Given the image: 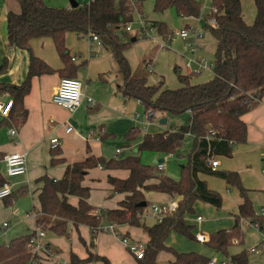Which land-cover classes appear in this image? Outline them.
Listing matches in <instances>:
<instances>
[{
    "label": "trees",
    "instance_id": "obj_1",
    "mask_svg": "<svg viewBox=\"0 0 264 264\" xmlns=\"http://www.w3.org/2000/svg\"><path fill=\"white\" fill-rule=\"evenodd\" d=\"M21 9L10 10L7 15L8 44L30 52V64L26 79L21 84L0 80V96L9 94L12 108L7 118L15 125L22 124L28 111L24 99L30 93L32 78L37 75L58 72L64 77H76L79 65L75 63L66 46V35L75 32L78 35L97 34L101 43L112 53L118 67L122 83L118 90L123 97L137 99L144 110L163 114L180 115L191 113L189 124L164 132L144 135L139 145L140 151L150 150L173 154L182 144L185 136H194V145L188 155V163L182 166L180 179H175L149 164L141 161L139 155H128L121 159L106 160L94 155L67 165L61 179L44 176V185L39 194L43 215L38 217L37 225L44 231L67 236L69 224L75 226L87 224L96 234L103 231V220L111 223H128L143 227L150 239L146 245L145 256L137 264H159L156 261L162 250L174 252L176 260L165 264H209L210 258L192 251L177 252L166 245V239L172 231H177L191 239L196 238L192 225L185 220L186 213H194L197 201L221 206V195L208 187L199 173H207L225 179L228 185L237 186L244 197L239 207L235 224L231 229H222L212 234L208 245L227 253L233 243L242 241L240 223L248 219L264 231V215L256 214L248 191L241 183L238 172L213 169L211 160L220 155L231 156L233 147L247 142V124L243 115L256 107L264 96V0H255L256 16L248 24L242 14L241 0H210L211 7L217 12H203V0H155L154 9L158 12L175 8L182 17H202L203 28L217 40L214 54V76L200 83H191L196 74H178L182 85L178 88L165 86L164 82L148 84L145 77L132 75L131 66L125 50L133 43L132 36L124 26L132 19L131 12L124 0H90L76 7H53L44 0H18ZM216 17L217 27H211L207 21ZM155 27L163 39L168 41L172 34L164 21H154ZM127 35L129 37H127ZM50 37L59 53L64 67L53 69L44 59L36 56L31 42L36 38ZM7 70V64L0 67V74ZM177 70V69H176ZM131 135V133H129ZM129 135V136H130ZM122 168L130 171L126 179L110 177L115 191L129 192L120 207L94 214L93 206L88 202L90 189L82 182L90 168ZM156 180L150 182V180ZM0 183H4L0 177ZM144 191H159L182 198L177 209L166 215L161 222L147 226L142 223V215L147 207L140 205L145 201ZM69 195L79 196V205L68 201ZM56 217L55 219H53ZM37 231L16 237L7 244H0V264H32L40 256L32 251L31 239ZM248 251H242L232 257L237 264H248ZM97 258L111 264L102 256ZM84 259L71 255V264H82Z\"/></svg>",
    "mask_w": 264,
    "mask_h": 264
},
{
    "label": "crops",
    "instance_id": "obj_2",
    "mask_svg": "<svg viewBox=\"0 0 264 264\" xmlns=\"http://www.w3.org/2000/svg\"><path fill=\"white\" fill-rule=\"evenodd\" d=\"M143 1L142 4H144ZM241 4L242 14L245 21L248 24H252L254 22L253 19L247 20L245 17L244 0H241ZM209 6L210 3L203 8L204 14L209 12ZM20 9L21 7L18 0H0V67L7 64V70L0 74V80L14 84H21L26 79L31 57L28 50L17 48L8 44V12L10 10L19 11ZM142 12L145 19L151 22L159 21L156 20L155 17H149L145 11ZM182 19L186 21V25L184 27L192 29L197 28L199 30H204L205 32L203 37L200 39L201 49L198 53L205 54L203 52H207L215 54L217 40L209 31L203 29V16H189L182 17ZM193 20L195 22H193ZM191 23H194L195 25H192ZM69 33L75 34L79 39L89 37L92 43L86 56L80 55V51H73L72 48H69L68 45H66L71 53V56L75 58L74 61L80 62L77 64L79 67L76 73V78L80 79L83 83V100L81 105L75 111H70L53 101V92L60 83V80L63 78L58 72H56L37 75L32 78L31 91L24 99V105L28 111V115L22 124L17 126L12 119L0 114V177L4 182H9L13 189V194L10 197L0 201V244H7L16 237L38 230L39 227L37 225V219L43 215L39 194L44 185V182L41 180L44 176L61 179L65 174L68 164L82 161L90 155L103 157L107 161L111 159H121L128 155H137L130 153L133 150L132 143H136L139 148L144 135L147 134L146 132L143 133L140 129H136L138 127L132 125L133 122H137L138 120L134 118L133 115L137 112L136 110L141 103L137 99H128L123 97L122 93L118 90V87L122 83V79L118 73V67L115 59L114 62L111 58V51L102 43H98L93 40L89 34L78 35L75 32ZM129 34L132 37L137 38L134 41L135 47L137 44H140L138 43L139 39H144L143 36H145L142 34L139 26L134 28L131 32H129ZM42 39H45V42L40 44ZM154 40L158 47H162V49L167 48L163 41L160 40L159 42V40ZM35 41L36 49L32 51L36 56L44 59L55 70H60L64 67L61 57L59 58V56H55L52 53L51 47H54L55 49L56 47L50 37L36 38ZM183 41L186 42V45H184L185 50L189 51L187 41ZM44 43H47V50L41 47ZM139 49L140 58L138 63L135 66L130 65L132 75L136 78L145 77L148 84H156L157 82L162 81L165 86H167L163 76L161 78H156L153 73H151L153 72V67L155 65L153 57L146 55L143 47ZM129 51L130 50L127 48L124 52L127 59H129ZM173 63L174 72L178 69L181 74H191L190 69L186 66V64L184 65V62L180 59L176 58ZM203 73H208L206 76L209 77H192L190 80L191 83L195 84L205 82L214 76L213 70H205L199 74ZM112 77H114V79H112ZM170 84H172L170 86L173 88L178 85L176 82ZM180 84L182 85L181 82ZM89 98L93 101L92 105L89 104ZM9 101H13L9 94H3L0 96V104L6 105ZM163 115L167 118L168 122V116L172 114ZM183 115H185V118H188L189 121L187 124H189L191 113L187 111L180 115V117H183ZM122 116H124L123 119L130 121V127H128L125 133V139L129 143L123 145L124 148L118 146L116 148L117 156L108 158L103 154L100 139L104 140L114 135V132L111 131V129H114L115 127H112L111 125L119 122ZM243 120L247 124V142L235 144L231 156L220 155L216 157L217 159L226 158L227 162H225V166L229 168V159L235 160L238 156L241 160L242 169H240L239 163V165H236V168H232L228 171L238 172L241 183H243V172H245L247 176H252L250 155L255 152H259L262 156L261 151L264 150V96L256 107L243 115ZM66 125L72 126V130L70 132L66 131ZM143 125L144 130H146L149 123L145 122ZM14 127L18 129L17 136H13L10 133V129ZM129 133H131V135ZM56 136L60 138L61 144L59 147L53 149L51 147L50 140ZM184 139L190 144L194 139V136L187 134ZM117 149L121 150L120 153H117ZM127 150L128 153L121 156L123 152ZM16 151L27 152V171L24 174L9 177L6 173V166L3 157L7 153ZM139 156L141 157V155ZM169 156H173V154L166 155L165 159L161 158L163 159L162 161L159 159L156 167L160 162H164L166 168V159H168ZM219 165L220 163L216 168H218ZM165 168L163 170H165ZM202 174L211 178L219 177L212 174L199 173V177L205 181L207 180ZM129 175L130 171L122 168H106L104 166H96L88 170L82 184L90 189L88 202L94 208L92 213L101 214L105 210L120 207V202L125 199L129 192L115 191L114 186L109 181V178L115 177L126 179ZM223 180L226 181L225 179ZM155 181L156 180L154 179L150 180V182ZM226 184L229 189L237 187L228 185L227 181ZM245 189H247L249 196V190L251 189L247 187ZM144 195L147 207L157 203L169 204L172 201H176L178 203L182 198L178 195H170L159 191H144ZM150 199L155 202L150 203ZM79 200L80 198L77 195L68 196V201L74 206L79 205ZM250 200L252 201L251 198ZM197 202L194 205V213H196ZM243 203L244 197L240 194V198H238L237 213L234 214V220L239 214L240 205ZM189 214L192 213L185 214V220L188 224H190L188 220ZM198 216L202 215L197 214L195 217V220L200 223L203 221V217L201 220H198ZM55 218L56 217L53 219ZM4 223L7 224L4 225ZM101 225H103L104 230L99 231L96 234L93 233V229L87 224H79L78 226H75L71 222L69 224V234L67 236L56 235L46 230L45 235L41 237L40 240L42 244L51 248L54 251V254L48 256L47 258L43 256L41 262L32 264H71V255L73 253L79 258L84 259L82 264H105V262L101 259H88L91 254L92 257H106L111 264H137L139 261L137 256L128 252L127 247L121 241L120 236L127 235L131 239L147 245L150 239L148 233L142 227L128 223L118 224L103 220ZM109 225H113L119 233L116 234L109 229H105ZM257 229L259 232L256 242L257 245L250 247L249 252L258 253L264 249V231L259 230V228ZM205 236L207 237L205 242H207L211 235L209 236L205 234ZM167 238L169 239V237ZM168 239H166L165 243L167 246L172 247L170 246V241ZM259 243L260 245H258ZM165 252H168V255L162 256ZM175 260L176 255L174 252H169V250L160 251L156 257V261L159 264H165Z\"/></svg>",
    "mask_w": 264,
    "mask_h": 264
},
{
    "label": "rangeland",
    "instance_id": "obj_3",
    "mask_svg": "<svg viewBox=\"0 0 264 264\" xmlns=\"http://www.w3.org/2000/svg\"><path fill=\"white\" fill-rule=\"evenodd\" d=\"M44 1L48 5L53 7L68 8L71 5L70 0H44ZM77 1L81 4L90 2V0H77ZM154 1L155 0H144L143 1L144 4H142V11H145V13L149 17H155L156 20L166 22L171 31L184 28V26L186 25V21L183 20L182 17H180V15L177 13L175 8L172 7L164 10L163 12H158L154 9ZM203 2H204L203 8H205L210 3V0H204ZM210 9H211V5L209 6L208 10L210 11ZM244 14L247 20L253 19L254 21V17H255L254 0H244ZM193 22L195 21L193 20ZM191 24L195 25L194 23ZM137 26L138 24H134V28H137ZM127 37L129 36L127 35ZM143 37L144 39H139L138 43L140 44H137L136 47L134 42L128 47V49L130 50L129 59H128L130 65L135 66L138 63V60L140 58L139 48L143 47L144 53H146V55H150L151 57H153L155 65L153 67V72L151 73H153L154 77L161 78L163 76L166 85L170 88H173L170 86L172 85L170 83L173 82L178 83V85L174 88L180 87L181 84L178 78V74L181 72L178 69L176 72H174L173 61L176 58H178L182 62H184V65L186 64L188 57L191 56V53L188 50H185L184 45H186V42L179 38L171 39V36L170 39L166 41L163 39L162 35H160L158 30L154 27H152L148 31V33ZM154 39L159 40V42L160 40L163 41L167 48L162 49V47H158ZM35 42H36L35 39L31 42L32 50L36 49ZM43 42H45V39H42L40 44H42ZM66 45H68L69 48H72L73 51L75 50L80 51V55L86 56V54L88 53V49L91 47L92 43L89 37H84L83 39H79L75 34L68 33L66 36ZM41 47L47 50L48 48L47 43H44L43 46ZM51 48H52L51 49L52 53L55 56H59L60 58V55L58 54L56 49L54 47ZM203 53H205V55L209 59L214 60V53H207V52H203ZM111 58L114 61L112 55ZM75 63L79 64L80 62L77 61ZM206 75H208V73L194 75L193 77L194 78H197L198 76L204 78L209 77ZM112 79H114V77H112ZM136 111L137 112H135L133 116L138 120L137 122H133L132 125L138 127L136 129H140L143 133L146 132V133L154 134L158 132H164L170 130L172 127L176 128L182 125H186L189 121L188 118H185V115H183V117H180V115L182 114L170 115L168 116V122L166 124H163L161 123V119L164 118V115L161 112H155L154 116L151 119H149V116L144 111V107L142 104H139L138 109ZM123 118L124 116L121 117L119 122H116L111 125L112 127H115L114 129H111V131L114 132V135L112 137L106 138L104 140L100 139L102 143L103 154L108 158L117 156L116 148L118 146L124 148L123 145L129 143L125 139V133L128 127H130V121ZM145 122L149 123L146 130H144V125H143V123L145 124ZM132 145H133L132 147L133 150L130 153L141 155V161L153 167H156L159 159L161 158L165 159L166 155L169 154V153H162V152H156L150 150H144L141 152L136 143H132ZM193 145H194V139L190 144L187 140L184 139L179 149L177 148L178 150L176 149V151L173 153V156H169L168 159H166L165 170L160 172L170 175L175 179H180L182 175V166H185L188 163V155L191 149L193 148ZM261 152H262V156L260 155L259 152H255L252 155H250L252 176H247L245 172L242 173V182H243L242 184L245 188L247 187L251 189L249 190V196L252 199L254 211L257 215L260 214L261 211H263L264 213V210H262L264 209L263 207L264 150ZM127 153L128 150L124 151L121 156H124ZM218 160L220 165L216 169H218L219 171H228L232 168H236V165H239V163H240L239 167L240 169H242L241 160L238 158V156L236 157L235 160L229 159V168L225 166V162H227L226 158H218ZM202 175L207 180L206 183L208 187L217 191L221 195L222 197L221 206L217 207L204 201H198L196 205V213L189 214L188 216L189 223L192 225V232L196 236V238L191 239L189 237L182 235L181 233L172 231L168 236L169 239L168 238L167 239L170 241V246H172L175 251L178 252L198 251L206 255L208 258H216L219 261L227 260L231 262L232 257L234 255L242 251H248L250 247L257 245L256 242H257V237L259 236V232L257 231L258 229L256 228V226L254 224H251L248 219H242L240 223V231L242 232V236H243L242 241L240 243L231 244L227 249V253H224L223 251H218L216 248L208 245V243L205 241L203 242L198 240L197 235L199 234V232H203L210 236L216 233L219 229H231L235 224L234 214L237 213L238 198H240V192L238 187H233L229 189L226 184V181H224L223 179L219 177L211 178L204 174ZM149 202L154 203L155 201H152L150 199ZM197 214H201L203 217V221L200 223L195 220ZM141 221L145 225L150 226L155 222H157V218L151 215L150 209L149 207H147L144 211ZM258 245H260V243ZM128 252L130 254H133L129 250ZM167 253L168 252L163 253L162 256L168 255ZM248 264H264V249H262V251L258 253L248 252Z\"/></svg>",
    "mask_w": 264,
    "mask_h": 264
},
{
    "label": "built area",
    "instance_id": "obj_4",
    "mask_svg": "<svg viewBox=\"0 0 264 264\" xmlns=\"http://www.w3.org/2000/svg\"><path fill=\"white\" fill-rule=\"evenodd\" d=\"M131 12L132 19L127 22V24L124 26L126 31L131 32L134 29V24H138L139 29L142 31V34L146 35L148 31L152 28V22L145 19L144 14L142 12L141 6L143 0H124ZM204 1V0H203ZM210 12H217L216 7H211ZM207 23L213 27H217V19L216 17L212 16L208 19ZM204 29V28H203ZM204 30L199 29H192L188 27L181 28L179 30L172 31L171 39L174 38H181L183 40L187 41L189 51L191 53V56L188 57L186 61V66L190 69L191 74H199L202 73L205 70H213L214 68V60L209 59L205 54L198 53V51L201 49L200 39L204 35ZM90 37L97 41L98 43H101V40L97 34H90ZM73 60L75 58L73 57ZM53 101L63 106L70 111H75L82 103L83 100V83L80 79L76 77H64L60 80V83L55 88L53 92ZM89 104L92 105L93 101L91 98L88 99ZM12 102L9 101L6 105L0 104V114L2 116H8L10 109L12 107ZM147 115L149 116V119H151L154 116L153 111H147ZM65 129L67 132H70L72 130L71 125H66ZM10 133L13 136L18 135V129L17 128H11ZM51 147L53 149L60 146L61 141L59 137H53L51 140ZM120 149H117V153H120ZM264 156V153H263ZM5 166H6V173L9 177L17 176L24 174L27 171V152H10L4 155L3 157ZM219 161L216 157H213L211 160V166L213 169H216L218 166ZM158 169L163 170L165 168L164 162H160L158 164ZM13 194L12 185L9 182L0 183V201L10 197ZM151 214L157 218L158 222H161L163 218L172 213L177 209V202L172 201L169 204L164 203H157L152 204L149 206ZM264 210V209H262ZM261 215H264L263 211L260 213ZM198 220L202 219V216H198ZM7 223H4L6 225ZM257 227V225H255ZM105 229H109L112 232H115L118 234L119 232L117 229L114 228L113 225L107 226ZM45 235V231L42 228H38L36 236L33 237L30 241L31 244H33L32 251L34 253H37L40 258L37 262H41L43 259V256L47 258L48 256H51L54 254V251L47 247L46 245L41 243V237ZM121 241L124 243V245L127 247V249L135 254L138 259H141L145 256L146 252V245L138 242L136 240L131 239L127 235H121L120 236ZM198 240L200 241H206L207 237L203 233H199L197 235ZM209 264H237L233 261H219L216 258H212L209 261Z\"/></svg>",
    "mask_w": 264,
    "mask_h": 264
},
{
    "label": "water",
    "instance_id": "obj_5",
    "mask_svg": "<svg viewBox=\"0 0 264 264\" xmlns=\"http://www.w3.org/2000/svg\"><path fill=\"white\" fill-rule=\"evenodd\" d=\"M70 3H71L70 6H72V7H76V6L79 4V2H78L77 0H70ZM136 39H137L136 37H132V41H133V42H134ZM161 123L166 124V123H167V118H166V117L162 118V119H161ZM162 160H163V159H161V161H162ZM140 205H142V206H146V205H147V202H146V201H142V202L140 203Z\"/></svg>",
    "mask_w": 264,
    "mask_h": 264
}]
</instances>
